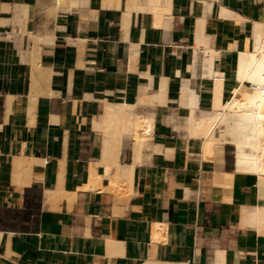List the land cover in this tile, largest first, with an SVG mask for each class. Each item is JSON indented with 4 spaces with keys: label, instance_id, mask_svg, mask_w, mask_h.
Wrapping results in <instances>:
<instances>
[{
    "label": "crops",
    "instance_id": "obj_1",
    "mask_svg": "<svg viewBox=\"0 0 264 264\" xmlns=\"http://www.w3.org/2000/svg\"><path fill=\"white\" fill-rule=\"evenodd\" d=\"M54 1L0 0V264H264V179L205 154L181 104L189 87L213 109L208 49L223 103L239 88L264 0ZM124 104L154 120L130 180L107 126Z\"/></svg>",
    "mask_w": 264,
    "mask_h": 264
},
{
    "label": "bare ground",
    "instance_id": "obj_2",
    "mask_svg": "<svg viewBox=\"0 0 264 264\" xmlns=\"http://www.w3.org/2000/svg\"><path fill=\"white\" fill-rule=\"evenodd\" d=\"M85 1L55 0L53 13L56 15L59 11H70L78 5L84 4ZM22 17H27V11H22L19 18ZM33 41L36 42L37 40ZM215 54L214 50L208 49L204 60L205 65L209 67L206 68L208 76L215 79L213 109L201 112L200 116H197L199 96L196 90H191L189 87L182 90L181 104L191 108V116L186 120L187 128L191 136L204 139L205 154L214 155L218 160L219 158L221 160L224 145L229 144L234 147L233 163L235 172L250 174L257 176L259 179H264V21L255 24L253 42L252 44L250 43L248 51L240 54L239 68H237L240 86L226 103H223L222 98L224 76L214 69ZM148 102L150 104L156 102L165 104L166 98L161 93L150 99L143 98L139 101V104ZM137 107L138 105L124 104L113 106L109 109V114L113 121L110 120L111 122L107 126L115 128V131L112 130L115 132L112 139L116 144H114L115 148L112 151L117 150L116 146L118 148L123 147L121 144L123 143L124 135L132 141L130 147L134 155V163L132 165L121 166L119 160H117L119 153L115 156L117 172L124 180L125 177H128V179L132 178V169L135 165L142 163L144 153L152 146L154 120L152 117L141 119L136 116L134 110ZM216 132L220 133V135L216 136ZM104 140L108 143L107 139ZM107 154L109 153L107 152ZM109 155H115V153H110ZM103 159L107 161V158L103 157ZM111 165L109 164V167ZM107 170L109 172L110 169L107 168ZM109 173H111V170ZM93 174L95 176L96 173ZM227 177L231 178L232 175H227ZM114 180H116L115 177ZM110 183L120 186L113 179ZM255 211L250 215L251 219H258V224L261 226L264 222V207L257 208ZM1 235L0 233V237ZM161 263L149 261L146 264Z\"/></svg>",
    "mask_w": 264,
    "mask_h": 264
},
{
    "label": "rangeland",
    "instance_id": "obj_3",
    "mask_svg": "<svg viewBox=\"0 0 264 264\" xmlns=\"http://www.w3.org/2000/svg\"><path fill=\"white\" fill-rule=\"evenodd\" d=\"M216 136H219L220 133L216 132L215 134ZM229 139V138H228ZM226 147H227V152H228V159L230 162H233L234 160V155H233V151H234V147L229 145V144H225Z\"/></svg>",
    "mask_w": 264,
    "mask_h": 264
}]
</instances>
